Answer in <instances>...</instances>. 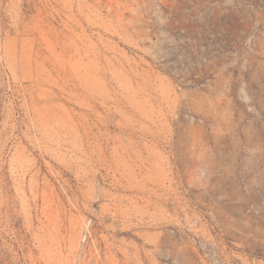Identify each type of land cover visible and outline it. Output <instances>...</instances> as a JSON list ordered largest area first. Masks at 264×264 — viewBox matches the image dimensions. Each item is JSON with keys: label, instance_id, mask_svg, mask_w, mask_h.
Here are the masks:
<instances>
[{"label": "rangeland", "instance_id": "1", "mask_svg": "<svg viewBox=\"0 0 264 264\" xmlns=\"http://www.w3.org/2000/svg\"><path fill=\"white\" fill-rule=\"evenodd\" d=\"M0 264H264V0H0Z\"/></svg>", "mask_w": 264, "mask_h": 264}]
</instances>
